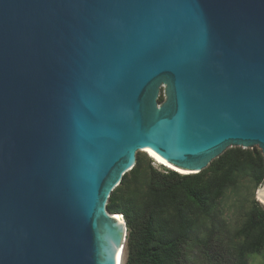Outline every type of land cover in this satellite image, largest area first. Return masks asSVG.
I'll return each instance as SVG.
<instances>
[{"label":"water","instance_id":"95a60500","mask_svg":"<svg viewBox=\"0 0 264 264\" xmlns=\"http://www.w3.org/2000/svg\"><path fill=\"white\" fill-rule=\"evenodd\" d=\"M231 147L264 165V0H0V264H117L136 152Z\"/></svg>","mask_w":264,"mask_h":264},{"label":"trees","instance_id":"16d2710c","mask_svg":"<svg viewBox=\"0 0 264 264\" xmlns=\"http://www.w3.org/2000/svg\"><path fill=\"white\" fill-rule=\"evenodd\" d=\"M216 159L217 164L207 177L201 171L181 174L165 168L164 173L151 168L142 200L122 195L124 174L107 202V210L120 213L125 221L124 264H179L181 248L190 239L195 222L208 215L228 189L235 188L243 177L249 178L254 187L263 181L264 165L258 151L235 147L231 153L224 152ZM129 172L130 176L137 172L136 163ZM188 205L196 209V219L188 214ZM166 207H170L171 213L162 219L160 215ZM239 233L250 236L243 247L245 253L258 252L264 247V207L258 201L252 200V208ZM241 257L240 253L233 264H244Z\"/></svg>","mask_w":264,"mask_h":264},{"label":"rangeland","instance_id":"374dc122","mask_svg":"<svg viewBox=\"0 0 264 264\" xmlns=\"http://www.w3.org/2000/svg\"><path fill=\"white\" fill-rule=\"evenodd\" d=\"M233 148L235 147L227 148L224 152L231 153ZM246 150L260 152L257 147ZM149 156L146 153L136 152L137 172L132 176L129 171L125 173L126 183L122 192L124 197L129 196L132 199L142 200L150 169L167 172L161 164L150 160ZM216 160V158L213 159L200 172L204 173V177L212 173V169L217 164ZM258 187H254L249 178L243 177L235 188L228 189L209 214L200 217L195 222L197 225L190 239L181 248L179 264H233L240 253L241 258L245 260L244 264H264V247L258 252L245 253L243 247L249 241L250 236H242L239 233V229L244 225L247 214L252 208V200H256L255 193ZM258 203L264 207L263 204ZM186 210L191 217L196 219L198 213L193 206L188 205ZM170 213V207H166L160 216L165 219ZM124 260L125 251L122 264Z\"/></svg>","mask_w":264,"mask_h":264},{"label":"bare ground","instance_id":"6f19581e","mask_svg":"<svg viewBox=\"0 0 264 264\" xmlns=\"http://www.w3.org/2000/svg\"><path fill=\"white\" fill-rule=\"evenodd\" d=\"M137 152L144 153V154H145V153L148 154L146 151H143V150H138ZM149 155L152 157V159H154L155 163H159V164H161L162 166L167 167L168 169H173V170H175V171L180 172L181 174H189V173H193V172H186V171H182V170L175 169V168H173V167L167 165L166 163H164L162 160H160V159L157 158L156 156H154V155H152V154H149ZM118 214H119V213H113V215H118ZM121 219H122V221H123V223H124L125 221H124V219H123V216H121ZM124 247H125V246H123V248H122V250H121V253H120L119 257H118V262H117V264H122L123 254H124Z\"/></svg>","mask_w":264,"mask_h":264},{"label":"clouds","instance_id":"9594fccd","mask_svg":"<svg viewBox=\"0 0 264 264\" xmlns=\"http://www.w3.org/2000/svg\"><path fill=\"white\" fill-rule=\"evenodd\" d=\"M150 157V159H152V157L151 156H149ZM152 161H154V159H152ZM164 168H167V167H165V166H163ZM172 170V169H171ZM177 172V171H176ZM178 173H180V172H178Z\"/></svg>","mask_w":264,"mask_h":264}]
</instances>
